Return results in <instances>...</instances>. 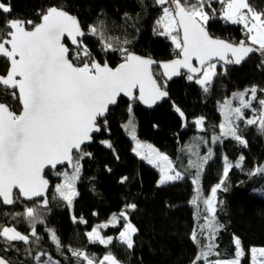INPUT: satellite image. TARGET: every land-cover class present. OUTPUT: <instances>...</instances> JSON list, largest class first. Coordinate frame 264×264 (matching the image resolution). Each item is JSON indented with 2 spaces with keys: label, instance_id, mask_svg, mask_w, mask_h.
Wrapping results in <instances>:
<instances>
[{
  "label": "snow or ice",
  "instance_id": "snow-or-ice-1",
  "mask_svg": "<svg viewBox=\"0 0 264 264\" xmlns=\"http://www.w3.org/2000/svg\"><path fill=\"white\" fill-rule=\"evenodd\" d=\"M215 2L220 5L219 9L214 7L213 0H155L162 12L155 21L153 32L170 39L178 50L177 58L157 62L128 47L114 48L113 38L106 35L104 21L99 18L98 23L89 24L85 30L78 16L58 5L37 10L38 22L8 18L13 11L11 2L0 0V59L6 62V70L0 73V97L3 98L0 99V203L14 205L21 198L33 202L41 198L39 204L25 206L22 213L13 214V218L22 216L30 223L29 234L15 226L0 225V246L4 252H19L17 242L28 245L30 237L40 240L36 224H43L44 220L39 208H47L49 204L46 169L53 170V175L61 178L54 186L56 196L69 208L73 206L79 195L76 183L81 176V161L92 156L86 146L92 143L94 133L107 130L110 108L118 105L122 96L130 101L129 118L122 127L135 141L133 152L159 169L158 185L184 178L168 155L137 139L132 102L139 101L151 107L168 97V81L180 76L181 70H185L188 81L194 80L208 93L214 78L227 75V65H240L251 54H258L260 63L257 67H264V10H257L250 0ZM217 15L227 24L240 26L243 38L233 42L211 35L207 26ZM88 36L97 38L105 54L119 51L121 62L112 67L107 60L96 59L85 43ZM123 43L127 45L131 41L125 39ZM218 64L222 71H217ZM154 65L163 70L159 76ZM258 91L264 93V88L253 85L233 92L219 104L223 120L219 124L220 134L213 137V143L231 138L247 147L248 141L239 132L241 122L257 126L264 133V96L258 97ZM8 100L14 102L18 110L13 103L6 102ZM174 108L182 119H186L178 106L174 105ZM246 111L251 115H246ZM204 123L203 116L194 120L201 130ZM101 143L112 148L108 140ZM188 150L196 156L195 160L188 161L189 167L196 169L192 179L195 195L190 203L197 209V227L192 230L190 239L197 245L198 252L191 264H243L248 255L241 239L235 235L232 256L221 258L217 238L225 225L218 219V204L223 201H218L217 194L228 191L230 170L241 168L245 158L241 155L233 164L224 156L222 175L205 195L201 178L213 151L209 148L206 155L200 156L192 147ZM61 165L67 168L60 170L58 166ZM257 174L264 175V166L249 172L250 176ZM127 179L122 177L121 183ZM259 191L264 193V188ZM136 207L134 203L126 205L127 209ZM72 219L87 223L82 216ZM201 219L203 223H199ZM120 220L125 222L116 239L127 249H133L138 229L129 221L126 211H121L119 216L113 214L108 223L88 231L89 243L112 245L114 237L104 236L101 229L110 225L115 227ZM47 231L57 251H62L63 245L56 231L51 228ZM25 251L31 256L29 250ZM69 251L84 264H122L112 251L99 259L80 248H69ZM248 252L250 264H264V247H251ZM41 257L46 259L41 260ZM34 259L38 264H60L44 252ZM0 264H13V261L0 255Z\"/></svg>",
  "mask_w": 264,
  "mask_h": 264
},
{
  "label": "trees",
  "instance_id": "trees-1",
  "mask_svg": "<svg viewBox=\"0 0 264 264\" xmlns=\"http://www.w3.org/2000/svg\"><path fill=\"white\" fill-rule=\"evenodd\" d=\"M13 11L8 18L36 20L37 10H44L51 5L63 6L71 14L78 16L82 26L87 30L89 24L104 21L106 35L113 38L114 48L128 47L130 51L143 54L156 60H169L177 57L171 40L154 34L155 21L161 15L160 6L155 0H10ZM257 10H264V0H250ZM215 8L220 5L213 0ZM127 13V16H125ZM208 31L214 37L239 41L243 38L240 26L225 23L217 15L209 21ZM128 39L130 44L123 41ZM66 43H68L66 41ZM85 43L93 51L96 59L107 60L114 67L121 61L119 51L105 54L100 49L96 37L88 36ZM258 54H251L240 65H227V75L214 78L212 89L205 93L195 81H188L186 73L168 81L169 96L152 108L139 101L132 102V115L136 126V136L156 145L174 161L184 151L186 143L198 129L194 120L203 116L205 123H215L220 117L219 104L236 91L256 85L264 88V67ZM6 70V62L0 59V73ZM159 76L161 71L155 68ZM217 71H222L218 64ZM163 80V77H160ZM259 96L264 93L258 91ZM0 99H3L0 97ZM8 103L14 102L11 100ZM120 98L118 105L110 108L107 116V130L93 135V141L86 146L92 156L86 157L82 164L80 179L76 183L79 195L73 206L69 208L60 200L53 189L49 191L47 208H39L44 223H37L36 230L40 237H30L28 245L17 242L19 252L3 251L0 255L10 258L13 264H38L34 259L41 252L47 253L60 264H84L82 260L71 255L69 248H80L97 259L107 251H112L122 264H191L198 252V247L190 239L191 232L197 227L194 207L190 203L194 196V185L191 177L183 175V179L158 185V171L138 158L132 152V143L128 132L122 127L129 118L128 104ZM178 106L186 119H182L175 111ZM18 110V107H16ZM187 125V126H185ZM240 134L248 141L247 147L236 140L223 139L218 152L224 153L234 164L243 155L241 168H233L227 180L228 191H218V219L225 225L218 239L221 258L231 257L234 252L233 235L242 241L249 264L248 250L251 246H264V196L254 191L264 183V175L250 176L255 167L264 163V133L257 126L240 123ZM108 140L112 148L101 143ZM118 157V158H117ZM62 168H60L61 170ZM223 161L219 154L205 165L201 178V187L205 195L220 179ZM51 187L60 178L53 171H46ZM128 179L121 183V178ZM20 200L14 205L5 206L0 203V225L15 226L24 234L30 233V223L22 216L13 218V214L24 211L25 206L39 204ZM135 204L136 209H127L126 205ZM126 211L128 219L138 228V236L133 249L119 242L117 238L125 221L120 220L113 227L101 229L102 233L112 235V245L104 246L89 243L87 230L101 221L109 219L113 214L119 216ZM7 213V215H5ZM72 214L83 217L87 223L73 222ZM199 223H203L201 219ZM54 229L63 245L57 251L51 241L47 229ZM2 245V242H0ZM25 249L31 252L27 254ZM142 254V255H141ZM46 258V257H43ZM215 258V257H212ZM42 259V257H41ZM146 259V260H145Z\"/></svg>",
  "mask_w": 264,
  "mask_h": 264
},
{
  "label": "rangeland",
  "instance_id": "rangeland-1",
  "mask_svg": "<svg viewBox=\"0 0 264 264\" xmlns=\"http://www.w3.org/2000/svg\"><path fill=\"white\" fill-rule=\"evenodd\" d=\"M251 87V86H250ZM249 88V87H248ZM258 97H260L259 95H258ZM234 103V105L236 104V102L234 101L233 102ZM255 103V102H254ZM257 107H258V105H256ZM219 111V110H218ZM219 113H220V111H219ZM220 115H221V113H220ZM246 115H251V113L250 112H248V111H246ZM222 120H223V117H222V115H221V117L215 122V123H213V122H210V124L209 125H207V124H204V126H203V130H201L200 128H198L197 126H196V128L198 129V131L195 133V134H193L192 136H191V140L190 141H188L187 143H186V146H185V149H184V151H181L179 154H178V157H177V159L174 161L173 159H171L170 157V159L172 160V162H173V165H174V167L176 168V170L177 171H179V172H181V174L182 175H185V174H187V175H189L190 177H191V180L194 178V175H195V172H196V169H194V168H190L189 167V165H188V161H189V159H192V160H195L196 159V156H194V155H192V152H190L188 149L190 148V147H192L193 148V151H198L199 152V155L200 156H204V155H206L207 154V151H208V149L209 148H211L212 149V151H213V157L214 156H216L217 154H219L220 155V157H221V160L223 161V157L224 156H226L224 153H220V152H218V146H219V144H221V142H216V143H213L212 142V140H213V137L214 136H218L219 134H220V129H219V124L222 122ZM129 139H130V141H131V143H132V149L135 147V141H133L132 140V138H131V136L129 135ZM137 139L141 142V143H143V144H150V145H152L155 149H157L159 152H161V153H163V154H165L162 150H160L156 145H154V144H152V143H150L149 141H147V140H145V139H141V138H139V137H137ZM193 146H195V147H193ZM145 152L147 151L146 149L144 150ZM132 152H133V150H132ZM134 153V152H133ZM135 154V153H134ZM136 155V154H135ZM167 155V154H166ZM137 156V155H136ZM138 158H140L139 156H137ZM212 157V158H213ZM141 159V158H140ZM239 159V158H238ZM237 159V160H238ZM143 161H145L146 163H148L147 162V160H144V159H142ZM223 163H224V161H223ZM236 163V162H235ZM234 163V164H235ZM149 164V163H148ZM151 166H153L152 164H150ZM260 166H264V163H262ZM154 167V166H153ZM157 171H158V173H159V176H158V179H157V184H158V180H159V177H160V171H159V169L158 168H156V167H154ZM66 168H62L61 170H65ZM69 170V169H68ZM69 171H71V170H69ZM60 180H61V178H60ZM60 180L59 181H57V182H55V184H57V183H60ZM55 184H54V186H55ZM54 186L52 187V189H53V191H54ZM194 187H196L195 185H194ZM262 188H264V183L263 184H261L259 187H257V188H255L254 189V191H256L257 193H259V194H261L262 196H264V193H262L261 191H259L260 189H262ZM194 195H195V193H194ZM194 197V196H193ZM193 207H194V217H195V219H196V213H197V209H196V207L193 205ZM201 207H202V205H201ZM74 215L72 214V217H73ZM113 216V215H112ZM111 216V217H112ZM111 217L109 218V219H107V220H104V221H101L100 223H98V224H96L95 226H97V225H99V224H104V223H108V221L111 219ZM130 221V220H129ZM131 222V221H130ZM132 223V222H131ZM134 224V223H133ZM135 225V224H134ZM95 226H93V227H95ZM111 226V225H110ZM92 227V228H93ZM91 228V229H92ZM91 229H89V230H87V232L88 231H90ZM138 229V228H137ZM139 231V230H138ZM102 232V231H101ZM104 236H112V235H106V234H104V233H102ZM137 236H138V232H137V234L134 236V241H135V244H136V239H137ZM113 237V236H112ZM118 237V236H117ZM135 244H134V247H135ZM133 247V248H134ZM251 247H264V246H251ZM250 247V248H251ZM249 248V249H250ZM248 254H249V264H250V253L248 252ZM142 255V254H141ZM43 259H46V258H43L42 257V259L41 260H43ZM146 260V259H145Z\"/></svg>",
  "mask_w": 264,
  "mask_h": 264
},
{
  "label": "water",
  "instance_id": "water-1",
  "mask_svg": "<svg viewBox=\"0 0 264 264\" xmlns=\"http://www.w3.org/2000/svg\"><path fill=\"white\" fill-rule=\"evenodd\" d=\"M67 42L70 43V41H67ZM136 54L141 55V56H144V57H149V56H146V55H143V54H139V53H136ZM175 58H177V57H175ZM175 58H172V59H175ZM152 59H154V58H152ZM172 59H169V60H156V59H154V60H156L157 62H167V61H170V60H172ZM120 62H121V61H120ZM120 62H119V63H120ZM193 63H195V61H193ZM115 66H116V65H115ZM115 66H114V67H115ZM153 68H154V69H155V68H158L161 72L163 71L161 68L158 67V65H154ZM181 73H185V70H181ZM176 77H177V76H176ZM173 78H175V77H173ZM121 98H123V99L129 101L128 98H126V97H123V96H122ZM160 102H161V101L157 102V104L160 103ZM155 105H156V104H155ZM155 105H153V106H151V107L148 106V108H152V107H154ZM112 107H114V106H111V108H112ZM98 133H99V132H98ZM98 133H94L93 135L98 134ZM90 144H91V143H90ZM88 145H89V144H88ZM58 167H59V169H60V168H67L66 165H61V166H58ZM69 170H71V169H69ZM45 171H53V170L46 169ZM46 178L49 179L47 176H46ZM51 188H52V187H51V182H50V180H49V191L51 190ZM49 191H48V194H49ZM48 194H47V196H48ZM38 199H41V198H37V200H38ZM21 200H23V199L21 198ZM23 201H25V200H23ZM27 202H30V201H27ZM5 206H8V205H5Z\"/></svg>",
  "mask_w": 264,
  "mask_h": 264
},
{
  "label": "crops",
  "instance_id": "crops-1",
  "mask_svg": "<svg viewBox=\"0 0 264 264\" xmlns=\"http://www.w3.org/2000/svg\"><path fill=\"white\" fill-rule=\"evenodd\" d=\"M119 235V234H118Z\"/></svg>",
  "mask_w": 264,
  "mask_h": 264
}]
</instances>
